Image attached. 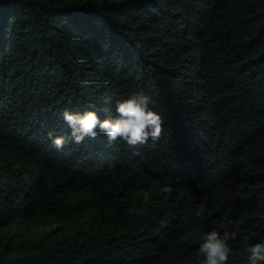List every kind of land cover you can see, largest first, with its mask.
<instances>
[{"label":"trees","instance_id":"trees-1","mask_svg":"<svg viewBox=\"0 0 264 264\" xmlns=\"http://www.w3.org/2000/svg\"><path fill=\"white\" fill-rule=\"evenodd\" d=\"M137 92L140 155L47 138ZM211 230L264 241V0H0V264H203Z\"/></svg>","mask_w":264,"mask_h":264},{"label":"clouds","instance_id":"clouds-1","mask_svg":"<svg viewBox=\"0 0 264 264\" xmlns=\"http://www.w3.org/2000/svg\"><path fill=\"white\" fill-rule=\"evenodd\" d=\"M154 102L143 92H137L127 99L119 100L115 104V116L101 119L95 111L70 112L65 110L62 119L70 129L68 136L55 135L49 131L47 138L51 145L57 150L71 142L83 144L86 139H95L102 133L107 144L111 145L117 141H123L132 150V155H140V149L146 146L149 141L156 143L163 133L164 118L161 114L152 110L150 105ZM172 187L164 185L160 191L171 193ZM151 191L145 192L143 200L149 201ZM201 212L204 206L201 205ZM137 209L130 208L129 212H136ZM197 213V216L201 214ZM227 229V226H224ZM236 231L211 230L202 232L199 236L198 252L203 256V264H227L231 248L230 240H235ZM247 250L248 264H264V241L250 244L249 238L244 237L241 241Z\"/></svg>","mask_w":264,"mask_h":264},{"label":"bare ground","instance_id":"bare-ground-1","mask_svg":"<svg viewBox=\"0 0 264 264\" xmlns=\"http://www.w3.org/2000/svg\"><path fill=\"white\" fill-rule=\"evenodd\" d=\"M94 157V156H93ZM93 165V164H92Z\"/></svg>","mask_w":264,"mask_h":264}]
</instances>
